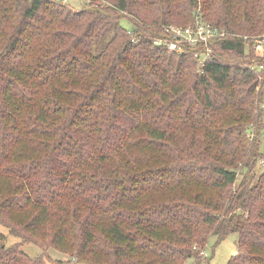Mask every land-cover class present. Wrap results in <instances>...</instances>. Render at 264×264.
<instances>
[{
  "label": "trees",
  "instance_id": "trees-1",
  "mask_svg": "<svg viewBox=\"0 0 264 264\" xmlns=\"http://www.w3.org/2000/svg\"><path fill=\"white\" fill-rule=\"evenodd\" d=\"M198 18L227 33L203 66L155 44ZM263 33L264 0H0V224L69 264H200L231 235L228 264H264ZM3 238L0 264H49Z\"/></svg>",
  "mask_w": 264,
  "mask_h": 264
},
{
  "label": "rangeland",
  "instance_id": "rangeland-1",
  "mask_svg": "<svg viewBox=\"0 0 264 264\" xmlns=\"http://www.w3.org/2000/svg\"><path fill=\"white\" fill-rule=\"evenodd\" d=\"M64 2L74 9H80L82 6L87 4V0H58ZM122 25L131 29V23L127 19L121 20ZM203 50V48H202ZM201 50V51H202ZM200 51V52H201ZM262 111H263V131L260 135V153L264 156V91L262 98ZM264 173V163L263 161L259 162L258 167L256 169L257 176H260ZM0 233L4 235L3 243L9 247L15 244H20L21 249L28 254L32 258L42 257L49 264H69L67 262L68 257L58 251L53 249H45L42 246L36 244L23 243L20 238L15 237L10 234L9 230L0 224ZM236 240L237 237L235 235H231L225 241L221 242L219 245L215 246L216 238H212L210 243L207 246L206 254L207 257L205 260H202L200 264H228L230 258L232 256L238 255L236 250ZM237 253L234 255V253ZM196 259H189L186 264H196ZM71 264V263H70Z\"/></svg>",
  "mask_w": 264,
  "mask_h": 264
},
{
  "label": "built area",
  "instance_id": "built-area-1",
  "mask_svg": "<svg viewBox=\"0 0 264 264\" xmlns=\"http://www.w3.org/2000/svg\"><path fill=\"white\" fill-rule=\"evenodd\" d=\"M165 39H157L155 44L157 46H167L169 50L181 49L182 46L197 47L198 45L206 46L205 50L199 55V64L203 66L206 59L210 58L213 51L208 46L217 38H223L227 36V33L218 29L212 28L207 25L202 18H198L194 26L189 27H177L174 25L165 26ZM247 38V37H246ZM256 40L255 48L258 51L264 49V33L253 37ZM201 51V50H200ZM263 68V67H261ZM264 163V161H263ZM200 256L206 259V251L202 252Z\"/></svg>",
  "mask_w": 264,
  "mask_h": 264
},
{
  "label": "water",
  "instance_id": "water-1",
  "mask_svg": "<svg viewBox=\"0 0 264 264\" xmlns=\"http://www.w3.org/2000/svg\"><path fill=\"white\" fill-rule=\"evenodd\" d=\"M237 253L235 252L234 255H236Z\"/></svg>",
  "mask_w": 264,
  "mask_h": 264
}]
</instances>
